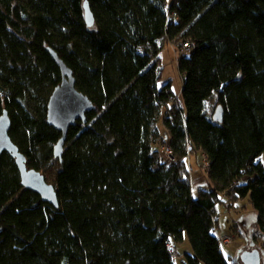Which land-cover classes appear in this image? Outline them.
Instances as JSON below:
<instances>
[{"label":"trees","instance_id":"16d2710c","mask_svg":"<svg viewBox=\"0 0 264 264\" xmlns=\"http://www.w3.org/2000/svg\"><path fill=\"white\" fill-rule=\"evenodd\" d=\"M167 42L180 51V95L159 84ZM48 47L95 105L70 128L62 161L47 121L62 74ZM214 96L223 122L207 110ZM5 109L28 167L58 163L59 207L25 188L3 153L0 264H177L172 244L186 235L188 264H243L226 259L217 226L218 204L245 199L264 232V0H0ZM194 154L208 161L196 194Z\"/></svg>","mask_w":264,"mask_h":264},{"label":"water","instance_id":"95a60500","mask_svg":"<svg viewBox=\"0 0 264 264\" xmlns=\"http://www.w3.org/2000/svg\"><path fill=\"white\" fill-rule=\"evenodd\" d=\"M86 19L93 22L92 12L87 3L84 4ZM48 50L58 64L62 74V82L54 88L48 101V124L62 133L61 138L54 146V157L62 161L64 146L68 132L78 121L87 122V114L95 109L94 103L83 92L76 87V78L73 71L67 66L58 53L48 47ZM213 119L216 122H223L224 109L218 105ZM12 120L5 109L0 116V156L8 153L14 160L20 172L22 185L36 193L42 200L59 207V199L54 184L47 181L42 171L29 168L26 156L20 151L10 136ZM243 264H261L262 255L258 249L243 251L239 253Z\"/></svg>","mask_w":264,"mask_h":264},{"label":"rangeland","instance_id":"374dc122","mask_svg":"<svg viewBox=\"0 0 264 264\" xmlns=\"http://www.w3.org/2000/svg\"><path fill=\"white\" fill-rule=\"evenodd\" d=\"M180 51L173 42H167L160 56L162 59L163 73L159 82L163 86L168 81L171 82L175 94L180 95L183 80L179 71ZM218 106V97H212L207 103V110L214 115ZM166 133V131H164ZM168 135V134H166ZM167 146V145H164ZM162 146L160 147L161 150ZM192 190L196 194L199 188L205 187L208 183V176L205 169L204 156L194 154L190 158ZM58 169V163L55 162L49 167V170H42L48 182L55 184V176ZM236 206V205H235ZM218 226L217 234H232L233 242L223 248V253L230 263L241 262L239 250L253 251L258 249L262 254L264 264V232L257 224L258 211H256L248 200L239 201L235 209H229L227 204H218ZM172 250L175 254L177 264H188L187 254H194V249L186 235V240L182 243H173Z\"/></svg>","mask_w":264,"mask_h":264},{"label":"built area","instance_id":"2783aa9c","mask_svg":"<svg viewBox=\"0 0 264 264\" xmlns=\"http://www.w3.org/2000/svg\"><path fill=\"white\" fill-rule=\"evenodd\" d=\"M175 15V14H174ZM190 45L189 43H184L183 44V50L187 51L189 50ZM172 100H174V97H171ZM161 155L162 157L167 160V161H173V150L171 148V146L167 145V146H162L161 150ZM204 160H205V168L208 166V161L206 159V157L204 156ZM233 242V236L232 234H224L222 236L219 237V243L221 248H225L227 245H229L230 243ZM173 258L176 259L175 254H173Z\"/></svg>","mask_w":264,"mask_h":264}]
</instances>
